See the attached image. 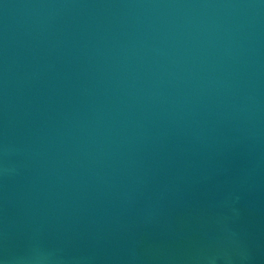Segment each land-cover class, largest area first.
Returning a JSON list of instances; mask_svg holds the SVG:
<instances>
[{"label":"water","instance_id":"water-1","mask_svg":"<svg viewBox=\"0 0 264 264\" xmlns=\"http://www.w3.org/2000/svg\"><path fill=\"white\" fill-rule=\"evenodd\" d=\"M264 264V0H0V261Z\"/></svg>","mask_w":264,"mask_h":264},{"label":"clouds","instance_id":"clouds-1","mask_svg":"<svg viewBox=\"0 0 264 264\" xmlns=\"http://www.w3.org/2000/svg\"><path fill=\"white\" fill-rule=\"evenodd\" d=\"M44 258H45L44 257V254H39V253L35 257H33V259L36 262V264H40V261L42 259H44ZM0 264H4V262L3 261H0Z\"/></svg>","mask_w":264,"mask_h":264}]
</instances>
